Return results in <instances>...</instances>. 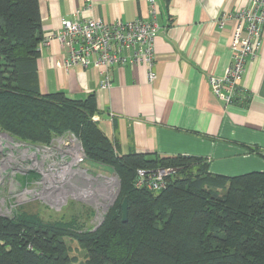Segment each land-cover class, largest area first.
<instances>
[{
    "label": "trees",
    "instance_id": "1",
    "mask_svg": "<svg viewBox=\"0 0 264 264\" xmlns=\"http://www.w3.org/2000/svg\"><path fill=\"white\" fill-rule=\"evenodd\" d=\"M43 39L39 0H0V131L32 147L73 134L87 162L118 177L120 195L103 224L75 235L88 264H264V173L225 177L201 158L119 154L94 120V94L41 93ZM160 168L175 170L164 189L136 188L138 170ZM55 224L29 213L0 215V264H74L68 234Z\"/></svg>",
    "mask_w": 264,
    "mask_h": 264
},
{
    "label": "crops",
    "instance_id": "2",
    "mask_svg": "<svg viewBox=\"0 0 264 264\" xmlns=\"http://www.w3.org/2000/svg\"><path fill=\"white\" fill-rule=\"evenodd\" d=\"M39 0L43 38L58 32L77 10L83 20L108 24L138 18L157 19L156 79L149 82L144 64L113 66L108 71L64 68L68 50L59 43L41 45L37 61L42 94L70 98L94 94V120L121 155L184 156L206 161L209 172L237 177L264 173V35L247 64L239 93L247 102L226 104L216 97L209 78L226 75L233 59L236 21L220 27L249 0ZM108 76L110 85L102 89Z\"/></svg>",
    "mask_w": 264,
    "mask_h": 264
},
{
    "label": "built area",
    "instance_id": "3",
    "mask_svg": "<svg viewBox=\"0 0 264 264\" xmlns=\"http://www.w3.org/2000/svg\"><path fill=\"white\" fill-rule=\"evenodd\" d=\"M150 2L154 8L156 0H150ZM152 12L155 15L156 9L154 8ZM229 20H234L237 24L232 35V63L224 77L209 78L213 94L222 98L228 105L237 101L247 102V95L239 93V83L246 73L249 60L255 56L262 44L264 0H249V5L238 12L223 14L218 24L224 27ZM159 30L160 25L156 18L150 21L138 18L130 22L108 24L101 19L83 20L81 11L77 10L72 19L62 21L58 32L44 37L42 45L50 46L56 42L66 48L68 56L65 59L64 68L67 70L81 66L85 69L101 68L106 72L113 66L144 64L148 81L151 83L156 79L154 41ZM109 85L110 79L105 76L102 89H108ZM42 161L61 175L60 180L54 182L57 183L56 187L49 185L53 183L49 176L54 172H48L45 169L41 179V174L32 164L33 162L42 163ZM85 161L86 155L82 144L73 134H65L54 139L49 147H32L0 131V186H8V183L4 182L5 178L11 184L18 183L22 187L17 190L19 199L24 194L39 195L42 199L47 198L43 200L48 203L53 191L66 183L65 175L71 174L72 171L80 173V168ZM6 164L8 168L4 171ZM52 165L58 167H52ZM71 165L74 167L71 168ZM29 173H39L38 181L23 184L17 179ZM173 173H175L173 168H160L152 173L138 170L136 188L160 192L165 188L167 178ZM30 185L34 187L29 189ZM4 204L5 199H1L0 215L12 213V208L1 210Z\"/></svg>",
    "mask_w": 264,
    "mask_h": 264
},
{
    "label": "rangeland",
    "instance_id": "4",
    "mask_svg": "<svg viewBox=\"0 0 264 264\" xmlns=\"http://www.w3.org/2000/svg\"><path fill=\"white\" fill-rule=\"evenodd\" d=\"M32 164L41 174V179H43L45 169L48 172H54L53 175L49 176L53 180V183L49 185L57 186V183L54 182L60 180L61 175L49 168V164L44 161L42 163L33 162ZM53 166L58 167L57 165ZM73 167L74 165H71V168ZM7 168L8 164H6L4 171ZM64 178L66 183L62 187L55 188L56 190L53 191L48 203L44 201L47 198L43 197V200L39 195L24 194L19 199L17 190L22 187L16 182L11 184L5 178L4 182L6 181L8 186H0V201L5 199L4 207L1 210L12 208V213L1 216L12 218L14 215L29 213L35 214L45 223H57L55 225L64 227L68 234L64 237V241L69 248L68 255L72 262L74 264H88L87 253L83 250L85 248L82 247L81 243H78L75 235L93 231L103 224L110 208L120 195V181L110 168L87 161L80 168V173L72 171ZM31 181H38V177L31 178ZM32 187L34 186L30 185L29 189ZM45 189H47V185H45ZM89 208L91 210H88ZM69 233L73 236H70Z\"/></svg>",
    "mask_w": 264,
    "mask_h": 264
},
{
    "label": "water",
    "instance_id": "5",
    "mask_svg": "<svg viewBox=\"0 0 264 264\" xmlns=\"http://www.w3.org/2000/svg\"><path fill=\"white\" fill-rule=\"evenodd\" d=\"M122 212H123L122 221L127 222L128 221V199L127 198H125L122 203Z\"/></svg>",
    "mask_w": 264,
    "mask_h": 264
}]
</instances>
